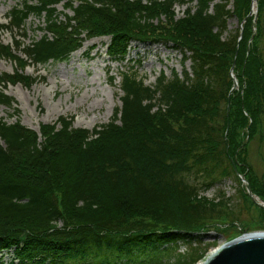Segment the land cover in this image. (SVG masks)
<instances>
[{
    "label": "trees",
    "instance_id": "16d2710c",
    "mask_svg": "<svg viewBox=\"0 0 264 264\" xmlns=\"http://www.w3.org/2000/svg\"><path fill=\"white\" fill-rule=\"evenodd\" d=\"M59 3L72 14L61 18ZM177 3L186 5L178 18ZM251 3L32 0L9 10L0 25L9 32L30 15L44 23L21 49L0 44V59L16 65L0 72V104L9 107L5 85L36 80L23 73L29 62L63 61L87 39L109 37L111 61L131 41L169 44L190 61V71L161 72L154 85L122 73L120 106L91 130L67 116L38 132L0 118V250L15 247L18 259L9 264H195L206 253L192 245L195 233L238 219L223 192L215 201L201 190L244 174L264 196L242 157L264 121V0L248 15ZM230 17L238 27L226 34Z\"/></svg>",
    "mask_w": 264,
    "mask_h": 264
},
{
    "label": "rangeland",
    "instance_id": "374dc122",
    "mask_svg": "<svg viewBox=\"0 0 264 264\" xmlns=\"http://www.w3.org/2000/svg\"><path fill=\"white\" fill-rule=\"evenodd\" d=\"M27 1L32 0H0V25L6 23V15L12 7H20ZM185 7V4H175L176 18L183 15ZM56 8L61 18L64 13L72 14L70 10L64 8L62 3L57 4ZM256 12L257 9L252 14ZM237 27V19L230 17L227 20L226 34L233 33ZM1 28L0 44L9 43L14 46L17 42L21 49L44 33L43 17L30 15L21 31L10 33ZM108 43L107 36L87 39L79 47L80 52L77 55L73 56V51L63 61H50L46 64L30 63L23 73L36 80L30 86L21 83L5 85V93L13 97L14 101L10 107L0 104V118L7 123L19 121L31 129L38 130L41 123H54L58 117L67 116L72 117L73 127L92 129L108 122L114 108L120 106L119 96L122 95V91L119 88V82L122 73L133 72L145 84L154 85L161 72L167 78H171L174 73L181 77L184 70L190 71V61L183 60L182 54L169 44L131 41L125 58L111 61L106 54ZM14 53L24 56L21 50L17 52L15 50ZM15 68V63L9 58L0 59V72L11 74ZM111 75L115 76L114 84L109 83ZM88 126L92 127L88 128ZM243 130L239 129L238 140L244 136ZM262 134L264 135V121L258 125L252 139L248 140L242 157L258 184L264 189V137L261 139ZM240 175L245 181L235 174L200 191L201 195L215 201L219 193L223 192L230 207L238 216L234 224L220 225L214 221L206 232L195 233L197 237L199 236L200 242L193 239L191 243L206 247L205 255L214 247L239 235L264 231V209L251 200L247 193V184L250 189L251 185L244 174ZM251 192L253 193L252 189ZM253 194L258 200L264 202L263 195ZM177 243L178 252H185L187 245L180 240ZM9 258L10 254L4 255L0 259V264H6L5 260Z\"/></svg>",
    "mask_w": 264,
    "mask_h": 264
},
{
    "label": "water",
    "instance_id": "95a60500",
    "mask_svg": "<svg viewBox=\"0 0 264 264\" xmlns=\"http://www.w3.org/2000/svg\"><path fill=\"white\" fill-rule=\"evenodd\" d=\"M236 87L237 82L234 80L232 89ZM239 177L245 181L243 176ZM247 192L250 198L264 209V202L257 200L249 184H247ZM203 264H264V234L255 231L228 240L207 256Z\"/></svg>",
    "mask_w": 264,
    "mask_h": 264
},
{
    "label": "bare ground",
    "instance_id": "6f19581e",
    "mask_svg": "<svg viewBox=\"0 0 264 264\" xmlns=\"http://www.w3.org/2000/svg\"><path fill=\"white\" fill-rule=\"evenodd\" d=\"M255 9V4H253V10ZM80 52V48H78V49H76L73 53H72V55L74 56V55H77V53H79ZM73 58V57H72ZM92 126H88V128H91ZM261 232V234L263 233L264 234V231H260ZM222 244H224V243H222ZM221 244V245H222ZM221 245H219V246H221ZM219 246H217V247H219ZM217 247H214L213 249H211L208 253H207V255H205V258L207 257V256H210L214 251H215V249L217 248ZM205 258H203V259H200L198 262H196V264H203V262H204V260H205Z\"/></svg>",
    "mask_w": 264,
    "mask_h": 264
}]
</instances>
